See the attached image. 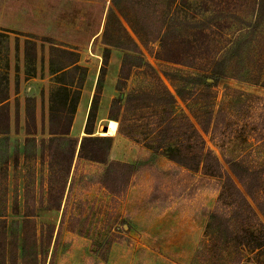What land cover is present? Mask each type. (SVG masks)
Here are the masks:
<instances>
[{
	"label": "rangeland",
	"instance_id": "rangeland-1",
	"mask_svg": "<svg viewBox=\"0 0 264 264\" xmlns=\"http://www.w3.org/2000/svg\"><path fill=\"white\" fill-rule=\"evenodd\" d=\"M119 2L130 22L112 0H0V255L8 259L9 251L22 247L29 206L43 237L39 264H232L233 248L209 241L215 240L209 217L222 181L174 163L165 150L154 156L161 109L153 97L146 93L124 107L131 92L160 90L156 74L174 94L185 89L175 112L196 123L194 113H220L217 145L207 136L209 145L220 157L260 169L264 190V0ZM133 41L141 52L127 49ZM218 60H225L226 73L210 86ZM75 61L82 68L74 74H53ZM102 76L95 132L108 131L113 99L123 92L120 118L131 138L119 132L118 122L110 159L136 166L128 189L114 201L99 182L104 164L76 157L68 174L62 150L69 145L55 152L54 168L47 145L57 80L74 81L73 89L83 82L71 130L80 145ZM59 202L61 209L55 208ZM110 232L118 238L106 250Z\"/></svg>",
	"mask_w": 264,
	"mask_h": 264
},
{
	"label": "trees",
	"instance_id": "trees-1",
	"mask_svg": "<svg viewBox=\"0 0 264 264\" xmlns=\"http://www.w3.org/2000/svg\"><path fill=\"white\" fill-rule=\"evenodd\" d=\"M112 2L122 13L126 21L130 22L119 0H112ZM137 5L140 6V4ZM165 19L166 15L162 21ZM162 26L163 28L165 27L164 23ZM163 28L161 27L157 32L156 40H160V33ZM54 48L64 55L74 53L67 49ZM127 49L135 53L141 52L139 45L135 41L132 43V48ZM129 57H131V54L127 53L122 71L125 69ZM108 63L109 55L107 54L105 55L104 66L102 67V75H105ZM225 63V60L215 62L208 76L211 79L208 85H215L225 75ZM147 66L155 72L150 64ZM81 68L77 64V61H75L69 66L61 65L53 71V74L65 77L71 73L74 74ZM165 75L167 76V74ZM156 76L160 90L158 89L159 91L156 92L152 90L147 92H131L125 99L126 105L124 111L129 110L130 105L139 101L146 93L153 97L161 109L158 115L159 119L155 123L157 136L156 143L152 147L154 156L160 151L165 150L167 157L174 163L189 171L218 178L222 181L218 203L209 217V229H212L211 231L213 232V235L210 236L213 237L212 240H215L211 241L209 239V241L213 246L219 241L222 246L232 247L234 251L232 264H264V190L260 187L263 178L261 170L250 167L243 161L227 157L225 154H222L220 157L209 145L206 137L208 136L210 141L214 145H217L216 132L219 127L218 117L221 114L215 113L213 110L209 111L206 116L194 113L197 123L189 115H178L174 110V105L177 102V97L185 99L186 90L176 89V94H174L163 82L162 78L158 74ZM57 82L58 86L53 90L51 97L52 137L47 143L49 145L48 155L51 160L50 166L53 168L55 166L53 160L58 148L63 144H68L69 147L62 150L63 155L67 152V155H65L68 168L67 173H70L76 157L104 164L105 168L99 182L112 195V201H114L124 195L128 189L132 176L136 171V166L132 163L111 160L110 151L113 145V137L97 135L95 132L101 93L104 87V77L102 76L98 79L96 92L92 98L84 129L85 136L81 139L79 149L80 139L71 136V130L80 103L83 82L77 83V89H73L74 84H76L74 81L67 83L65 80H57ZM3 101H6V99ZM123 101V92L113 99L109 119L119 122L121 125L119 132L125 137L131 138V135H128L123 130V118H120V109ZM261 120H263L264 124V113ZM61 207L62 205L59 202L55 208L61 209ZM15 210L16 214L20 212L19 209ZM66 215L67 210L64 209L62 223L65 222ZM22 217L24 224L23 245L20 249L13 248L11 253L9 251L8 259L5 253L1 254L0 264H39L40 262V255L43 249L39 251V247L43 237L39 236L38 233L34 209H30L27 206ZM54 232H51L50 242L53 239ZM117 238L118 233H109L105 239L106 250H110L112 245L117 242ZM3 251L6 252L7 249ZM251 255L257 258V261L252 260L250 258Z\"/></svg>",
	"mask_w": 264,
	"mask_h": 264
},
{
	"label": "bare ground",
	"instance_id": "bare-ground-1",
	"mask_svg": "<svg viewBox=\"0 0 264 264\" xmlns=\"http://www.w3.org/2000/svg\"><path fill=\"white\" fill-rule=\"evenodd\" d=\"M86 121V117L83 121V127ZM78 122V119L76 120V123ZM117 131H118V122L115 120H110L109 124H108V131L107 132H103V135H109V136H115L117 135Z\"/></svg>",
	"mask_w": 264,
	"mask_h": 264
},
{
	"label": "crops",
	"instance_id": "crops-1",
	"mask_svg": "<svg viewBox=\"0 0 264 264\" xmlns=\"http://www.w3.org/2000/svg\"><path fill=\"white\" fill-rule=\"evenodd\" d=\"M78 114H79V111H78ZM78 114H77V115H78ZM77 115H76V116H77ZM75 119H76V118H75ZM74 123H75V120H74ZM74 125H75V124H74Z\"/></svg>",
	"mask_w": 264,
	"mask_h": 264
},
{
	"label": "water",
	"instance_id": "water-1",
	"mask_svg": "<svg viewBox=\"0 0 264 264\" xmlns=\"http://www.w3.org/2000/svg\"><path fill=\"white\" fill-rule=\"evenodd\" d=\"M79 148H80V145H79Z\"/></svg>",
	"mask_w": 264,
	"mask_h": 264
}]
</instances>
